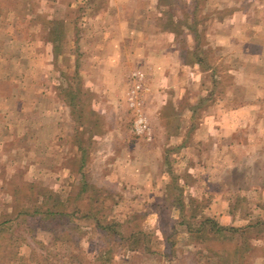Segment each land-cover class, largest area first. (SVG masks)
<instances>
[{
	"label": "rangeland",
	"instance_id": "1",
	"mask_svg": "<svg viewBox=\"0 0 264 264\" xmlns=\"http://www.w3.org/2000/svg\"><path fill=\"white\" fill-rule=\"evenodd\" d=\"M0 264H264V0H0Z\"/></svg>",
	"mask_w": 264,
	"mask_h": 264
},
{
	"label": "built area",
	"instance_id": "2",
	"mask_svg": "<svg viewBox=\"0 0 264 264\" xmlns=\"http://www.w3.org/2000/svg\"><path fill=\"white\" fill-rule=\"evenodd\" d=\"M133 77L136 79V81H138L135 85L134 88L131 90L130 95H129V105L133 108H137L138 106V102L137 100V93L140 90L141 86H140V82L142 76L138 75V74H134ZM145 121L140 117L138 119V121L136 122V132L137 133H143L144 130H147L146 126L144 125Z\"/></svg>",
	"mask_w": 264,
	"mask_h": 264
},
{
	"label": "trees",
	"instance_id": "3",
	"mask_svg": "<svg viewBox=\"0 0 264 264\" xmlns=\"http://www.w3.org/2000/svg\"><path fill=\"white\" fill-rule=\"evenodd\" d=\"M52 40H53V42H56V39L53 38ZM194 40L196 41V39H194ZM196 46H197V45H196ZM196 46H195V49H196ZM197 53H198V52H194L193 54H195V55L198 56L199 53H198V54H197ZM198 58H199V59H197V61H198L199 63H202V59H201V57L198 56ZM206 222L214 224V222L211 221V220H206L205 223H206ZM214 225H215V224H214ZM224 230H225V229H224V228H221V227H218V228H217V232H221V231H224Z\"/></svg>",
	"mask_w": 264,
	"mask_h": 264
},
{
	"label": "crops",
	"instance_id": "4",
	"mask_svg": "<svg viewBox=\"0 0 264 264\" xmlns=\"http://www.w3.org/2000/svg\"><path fill=\"white\" fill-rule=\"evenodd\" d=\"M219 215H220V213H219ZM219 215H218V216H219Z\"/></svg>",
	"mask_w": 264,
	"mask_h": 264
}]
</instances>
